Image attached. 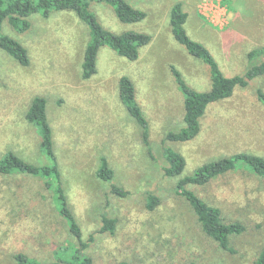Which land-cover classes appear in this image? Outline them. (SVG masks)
<instances>
[{
    "label": "rangeland",
    "instance_id": "rangeland-1",
    "mask_svg": "<svg viewBox=\"0 0 264 264\" xmlns=\"http://www.w3.org/2000/svg\"><path fill=\"white\" fill-rule=\"evenodd\" d=\"M126 1L146 16L124 23L108 4L91 3V9L105 28L144 32L150 42L136 60L102 47L97 71L89 79L80 71L88 29L73 12L34 14L24 31L3 22L2 32L26 48L30 61L22 65L0 48V157L12 150L25 161L45 163L36 126L25 117L31 100L44 97L68 203L83 238H94L86 250L93 264H252L264 246V177L240 168L204 185L187 186L219 208L225 222L244 226L231 236L229 252L202 232L192 208L174 192L178 177L164 174L160 153L169 145L184 157L179 177L236 152L264 157V107L255 95L257 88L264 89V75L212 104L201 119L198 137L163 141L168 131L183 125L184 97L171 65L192 88L207 91L211 85L208 66L172 35V5L182 3L187 34L204 44L230 76L243 74L249 66L246 53L264 42V0ZM205 5L225 7L227 24L218 27L206 19L200 13ZM122 75L134 83L148 122V146L119 99ZM101 157L124 196L111 192L110 184L96 176ZM149 194L158 198L152 208L147 206ZM103 215L116 219L113 232L100 231ZM74 244L41 178L0 174V264H16L12 255L17 252L49 264L57 246Z\"/></svg>",
    "mask_w": 264,
    "mask_h": 264
},
{
    "label": "trees",
    "instance_id": "trees-1",
    "mask_svg": "<svg viewBox=\"0 0 264 264\" xmlns=\"http://www.w3.org/2000/svg\"><path fill=\"white\" fill-rule=\"evenodd\" d=\"M91 3H105L112 7L116 17L124 23L142 20L146 13L134 8L126 0H0V48L6 51L18 63L29 64L26 48L15 38L2 32V24L6 20L17 31H24L30 26L29 17L40 14L44 17L52 12L71 11L88 29V42L85 44L80 63L81 77L91 78L97 71V59L102 47H108L117 55L128 60H136L142 47L150 42V35L135 30L114 32L105 28L91 9ZM187 12L180 1L170 9V29L174 39L183 45L193 57L202 60L209 68L211 85L207 91L192 88L183 79L181 72L171 65V72L184 97L183 125L175 131H168L163 141H190L201 132V119L207 109L214 103L232 96L237 88H245L249 82L264 75V42L246 53L248 67L243 74L224 75L210 50L201 42L189 37L184 27ZM118 95L127 112L142 129V138L149 145L148 122L135 96V86L130 77L122 75L118 81ZM255 95L264 107V89L257 88ZM26 119L36 126L40 137V152L45 163L34 164L25 161L12 150L0 157V174L21 173L41 178L44 187L51 191L54 205L62 216L71 233L75 246H57L53 251V259L49 264H93L92 257L86 252L93 241V235L83 238L80 225L75 218L62 185L57 157L54 151L53 133L46 113V100L35 96L25 114ZM164 174L178 177L174 192L183 197L196 215L202 232L219 245L220 248L233 252L230 238L240 234L244 226L238 221L225 222L219 208L205 202L189 184L204 185L211 179L240 168H247L256 175L264 177V157L250 152H236L230 156L209 161L198 166L192 174L179 177L184 169V157L169 145H163L160 153ZM96 176L110 184V191L119 196L126 192L113 182L114 172L105 157H101ZM147 206L154 207L158 198L149 194ZM115 218L102 216L100 231L113 232ZM16 264H47L23 252L12 255ZM117 264H128L120 261ZM252 264H264V246L258 251Z\"/></svg>",
    "mask_w": 264,
    "mask_h": 264
},
{
    "label": "built area",
    "instance_id": "built-area-1",
    "mask_svg": "<svg viewBox=\"0 0 264 264\" xmlns=\"http://www.w3.org/2000/svg\"><path fill=\"white\" fill-rule=\"evenodd\" d=\"M200 13L215 26L223 27L227 24V12L225 7H223L222 5H212L210 7L209 5H205L200 9Z\"/></svg>",
    "mask_w": 264,
    "mask_h": 264
},
{
    "label": "crops",
    "instance_id": "crops-1",
    "mask_svg": "<svg viewBox=\"0 0 264 264\" xmlns=\"http://www.w3.org/2000/svg\"><path fill=\"white\" fill-rule=\"evenodd\" d=\"M210 73V72H209Z\"/></svg>",
    "mask_w": 264,
    "mask_h": 264
}]
</instances>
